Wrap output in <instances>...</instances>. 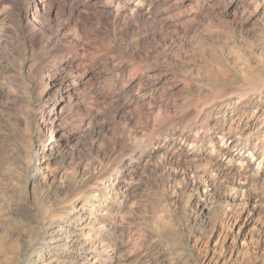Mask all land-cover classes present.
<instances>
[{
  "label": "rangeland",
  "instance_id": "obj_1",
  "mask_svg": "<svg viewBox=\"0 0 264 264\" xmlns=\"http://www.w3.org/2000/svg\"><path fill=\"white\" fill-rule=\"evenodd\" d=\"M181 1L180 10L166 9L159 1L156 7H147L148 19L130 18L127 24L115 26L101 18L98 21L92 14L81 15L83 25L95 31L89 30L92 44L87 45L88 57L105 55L117 63L133 56L147 66L167 70L165 76L174 77L170 82L177 83L178 90L174 95L166 92L162 98L157 96L147 106L142 105L146 98L135 99L146 89L139 91L132 86L112 93L105 102L108 105L99 104L95 131L87 129L65 147L57 142L51 149L47 135H43L40 113L45 106L35 89H42L44 81L36 85V49L28 41L19 42V32L10 34L15 42L13 55H6L7 48L4 51L0 46V264H77L73 252L79 249L71 242L74 233L64 234L61 253L40 254L38 243L46 226L49 221L65 222L72 217L67 206L90 175L98 176L92 186H99L104 184L105 171L118 173L116 162L140 143L143 132L146 137L160 138L161 146L145 156L149 162L132 177L126 196L113 199L111 195L112 199L97 204L104 213L112 207L107 220L114 224L113 229H102L99 234L106 244L101 248L99 263L264 264V168L254 178L249 171L225 166V176L211 177L209 185L203 186L198 176H203L206 169L201 159L208 149L199 156L192 155L187 153L186 144L180 151L181 159L188 158L187 162H177L176 158L165 161L163 155L172 156L177 148L173 143L166 145L157 134V128L192 113V108L184 106L201 93L222 89L227 97L251 93L256 98L261 94L260 103L264 100V0H234L229 6L230 0H201L204 5L199 0ZM11 3L4 0L2 7L8 8ZM157 14L163 16L159 23ZM54 18L47 23L55 28L58 24ZM158 69L149 71L151 82L147 83L151 86L159 84L155 83ZM111 71L109 76L113 77L117 71ZM7 80L19 86L11 92ZM52 84H48L50 100L58 96V87ZM160 90L153 94L158 95ZM246 100L242 97V103L233 106L240 108ZM117 108L124 116L116 117ZM253 110L240 113L233 124V138L246 123L252 124L254 132L263 123L264 113L251 120ZM181 111L180 116L174 114ZM210 121L215 122L213 117ZM141 124L147 126L144 131L139 128ZM261 130L264 137V126ZM43 146L47 147L44 153ZM178 153L179 149L175 155ZM194 157L198 158L191 159ZM87 222H94V217L86 215ZM87 230L85 227L76 233L77 238ZM62 251H68L69 256Z\"/></svg>",
  "mask_w": 264,
  "mask_h": 264
},
{
  "label": "bare ground",
  "instance_id": "obj_2",
  "mask_svg": "<svg viewBox=\"0 0 264 264\" xmlns=\"http://www.w3.org/2000/svg\"><path fill=\"white\" fill-rule=\"evenodd\" d=\"M3 1L0 0V8H2L0 10V46L4 51L7 48V51H5L6 55H13L12 47H14L13 43L15 42L10 34L15 35L16 32H19L21 35V41L19 42H23L22 40L28 41L36 49L39 59V63L33 67V71L37 75L36 85H40L43 81L44 85L42 89L39 90L37 87L35 90L37 97L42 102V107L45 106V109L40 114L44 124L43 132L45 133L43 135H47V146L51 145V149L57 142L63 143V147L71 144L78 139L79 134L84 133L87 129L95 131L94 121L98 114L99 104L108 105L105 102L116 91L121 92V90L130 89L132 86L138 88L139 91L146 89L135 99L139 101L146 98L147 100L142 105L147 106L153 103L157 99V96L158 98H162V95L166 92L174 95L178 90V84H171L172 82H170L174 77L165 76V73L168 72L167 70L164 71L157 67L147 66L143 62L133 59V56L123 57L117 63L112 62L114 60L110 61L109 57H105V55L102 57H88L87 48L92 44L89 33L94 30L85 27L80 17L83 13L87 15L92 14L98 21L101 18L102 21L105 20L108 24L115 26L118 23L119 25L127 24L130 18L141 17L148 19L145 13L148 12L147 7H156L159 1L165 3L166 9L173 7L179 10L183 1L26 0L29 2L26 4L22 0H19V3L16 0H11L12 3L8 8L6 5L2 7ZM197 1L190 0L189 2L196 3ZM232 1L234 0H230L228 6ZM262 2L264 4V1ZM200 4L204 5V2L201 1ZM52 17H55L57 20L58 26L56 25L55 28L52 26L53 24L47 23V20ZM161 17L163 16L157 14L155 19L158 23L162 21ZM61 18H63V21L60 20ZM16 24L20 27H16ZM53 35L55 38L51 40ZM110 59L112 58L110 57ZM156 69L160 72L155 76V83L159 82V84L151 86L150 83H147L148 77H151L149 71L151 72ZM111 70L117 71L113 77L109 76ZM115 77L118 78V81H115ZM52 81L58 87V96H55V99H52L53 101L48 99L50 92L48 84H52ZM149 81L151 82V80ZM7 83L10 91L12 88L19 86L18 82L15 81L11 83L8 81ZM157 88L161 89V93L159 92L158 95H154L153 91ZM250 94L245 93L239 97H235V95L227 97L228 93L222 89L199 94L188 106H184V109L187 107L192 108V113L178 118V122H171L167 127L157 128L158 136H162L166 145L169 143L175 144L180 153L177 154L178 156L175 155L177 153L176 149L172 156L164 154L163 160L170 162V160L172 161L173 158H176L177 162H187L188 158L181 159V155L183 154L180 151L187 144V153L192 155L199 156L204 148L208 149L207 153H203L205 155L204 159H201L203 161L201 164L207 165L206 169H204L203 176H198L201 177V182L204 183L203 186L209 185L208 180L210 181L211 177L216 178L220 176L221 178V176H225L227 174L225 166L249 171V175L252 173L254 178L256 175L260 176L262 174L260 170L264 168V144L262 145L261 143L262 140L264 141V137H261L263 133L261 126H264V121L259 125L256 132L250 128L252 124L248 122L237 138L231 136L233 124L237 121L240 113L244 114L247 110L249 111V109L254 108L255 113H253L251 120H255L254 117L257 114L261 115L264 113V100L260 103L261 94L257 98ZM242 97L248 98L242 107L236 108L233 106V104L239 106L238 104L242 103ZM107 105L104 107H107ZM114 112L116 113V117L124 116V112L119 108L114 110ZM181 113L183 112H176L174 114L180 116ZM232 113H235L234 116ZM226 114H229L228 117L231 119L227 129H225V125H227L229 118H226ZM212 117L215 121L213 123L210 121ZM145 126L144 124L139 126L141 131L145 130ZM193 130L196 133L192 135ZM103 131L105 136L108 135V126H105ZM218 131L221 135L217 136ZM145 135L143 132L141 141L138 144L139 146H135L130 150L128 156L126 155L116 162L115 169L118 170V173L115 172L116 170L108 173L105 171L106 174L102 176L103 185L92 186L98 178L94 174L90 175L87 179L85 178V182L79 187V193L76 192L77 194L73 201L67 206L66 210L70 212L72 217L65 222L61 220L48 222L44 235L38 243L41 248L40 254L44 251L48 254L53 253V255L61 253L59 249L64 239L63 236L69 232L74 233L75 237H73L74 239L71 242L73 246L79 249L78 252H73L77 264H100L98 260L102 254L101 248L106 244L102 243L104 239L100 238L99 234L102 232V229H113L114 224L107 220L112 207L108 206L107 212L104 213V209L99 208L98 205L101 206L102 200L107 202L109 199H112L111 195L115 196L113 199L126 196L128 190L132 187V177L139 170L144 169L149 162V158L145 159V156H148V153H151L157 146H161L160 138L154 136L146 137ZM143 139H146V141L141 145ZM46 149L47 147L45 146L41 148L43 153ZM257 181L255 180V182ZM121 185H123L124 190L119 191L117 188L121 187ZM122 191H125V193H122ZM254 206L257 205L254 204ZM88 214L90 217H94V222H87L85 224L84 217ZM85 227H88L85 235L77 238L76 235ZM62 252L63 255L69 256L68 251Z\"/></svg>",
  "mask_w": 264,
  "mask_h": 264
}]
</instances>
